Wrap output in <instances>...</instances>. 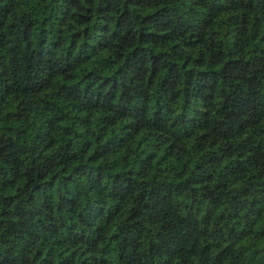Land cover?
Here are the masks:
<instances>
[{
  "label": "trees",
  "instance_id": "obj_1",
  "mask_svg": "<svg viewBox=\"0 0 264 264\" xmlns=\"http://www.w3.org/2000/svg\"><path fill=\"white\" fill-rule=\"evenodd\" d=\"M0 264H264V0H0Z\"/></svg>",
  "mask_w": 264,
  "mask_h": 264
}]
</instances>
